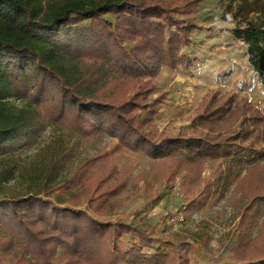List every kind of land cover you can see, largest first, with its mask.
<instances>
[{
  "label": "trees",
  "instance_id": "obj_1",
  "mask_svg": "<svg viewBox=\"0 0 264 264\" xmlns=\"http://www.w3.org/2000/svg\"><path fill=\"white\" fill-rule=\"evenodd\" d=\"M202 1L0 0V181L14 176L13 163L1 168L7 157L26 147L51 120H67L78 130L86 125L114 130L122 141L132 130L152 147L149 128L167 100L166 92L153 96V78L163 67H194L197 59L184 48L194 43L192 33L201 27L195 14ZM236 12L225 20L237 22L233 34L247 45L249 65L264 83V4L242 5ZM107 14L114 15V22ZM190 121L193 137L188 144L197 155L222 157L220 164L229 169L247 164L237 189L251 200L241 213L232 253L241 264H264V110L235 91L212 89ZM223 134L232 136L231 141L221 143ZM166 157L183 166L199 164L189 154ZM98 159H87L79 172L84 174ZM125 186V181L118 182L105 196L115 197ZM213 186L212 179L206 180L187 211L201 208ZM2 221L21 228L36 247L39 264L191 262L183 245L177 251L171 243L169 252L155 247L148 229L98 221L33 194L0 198ZM128 234L137 242L123 249L116 240Z\"/></svg>",
  "mask_w": 264,
  "mask_h": 264
},
{
  "label": "rangeland",
  "instance_id": "obj_2",
  "mask_svg": "<svg viewBox=\"0 0 264 264\" xmlns=\"http://www.w3.org/2000/svg\"><path fill=\"white\" fill-rule=\"evenodd\" d=\"M258 4L264 0H204L199 4L195 17L201 27L192 33L194 43L184 48L197 59L194 67L190 71L163 67L153 78L157 86L153 96L166 92L167 100L155 125L149 128L152 147L132 130L122 141L114 130L90 125L78 130L67 120H51L33 141L1 165L4 168L13 163L14 176L0 181V198L33 194L55 205L81 210L98 221L136 224L148 229L155 247L165 252L171 250V243L177 251L183 245L190 264H241L232 249L241 213L251 200L237 189L247 164L229 169L220 164L222 157L197 155L192 151L195 146L188 142L193 137L192 112L212 89L235 91L264 110V83L249 65L247 45L233 34L237 22L225 20V16H237L242 5ZM106 18L114 22L115 17L107 14ZM225 134L221 143L232 139ZM170 154L182 159L186 154L195 156L199 164L188 167L174 163L166 157ZM94 156L98 161L81 174V166ZM71 178L75 183L68 180ZM208 179L214 181L209 199L201 208L188 212L189 200L204 190ZM121 181L126 182L125 188L107 199L105 191ZM260 203L263 222L264 199ZM181 211L184 223L173 225L170 216ZM260 230L254 231L255 237ZM135 242L137 238L131 234L116 240L123 249ZM91 248L96 249V245ZM58 251L61 254V249ZM35 252L21 228L13 222L0 223V264H39ZM83 264L91 263L85 260Z\"/></svg>",
  "mask_w": 264,
  "mask_h": 264
},
{
  "label": "built area",
  "instance_id": "obj_3",
  "mask_svg": "<svg viewBox=\"0 0 264 264\" xmlns=\"http://www.w3.org/2000/svg\"><path fill=\"white\" fill-rule=\"evenodd\" d=\"M169 220L173 225H180V224L184 223L185 215H184L183 211H181V212H178V213L170 216Z\"/></svg>",
  "mask_w": 264,
  "mask_h": 264
}]
</instances>
